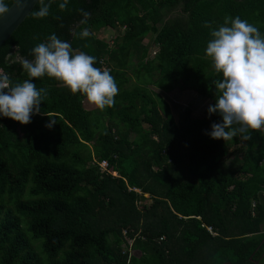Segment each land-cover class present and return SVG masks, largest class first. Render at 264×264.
Returning <instances> with one entry per match:
<instances>
[{
    "label": "trees",
    "instance_id": "16d2710c",
    "mask_svg": "<svg viewBox=\"0 0 264 264\" xmlns=\"http://www.w3.org/2000/svg\"><path fill=\"white\" fill-rule=\"evenodd\" d=\"M61 2L41 19L35 5L0 49V68L13 83L29 79L20 59L55 34L105 65L119 94L112 108L86 110L83 96L44 77L33 81L48 95L30 123L0 116V264H258L264 132L208 135L222 122L207 111L222 75L205 49L225 17L264 34V0ZM104 27L121 28L109 46L97 37ZM149 35L152 57L141 45ZM173 88L208 98L204 116L187 109L174 124L160 92Z\"/></svg>",
    "mask_w": 264,
    "mask_h": 264
},
{
    "label": "clouds",
    "instance_id": "9594fccd",
    "mask_svg": "<svg viewBox=\"0 0 264 264\" xmlns=\"http://www.w3.org/2000/svg\"><path fill=\"white\" fill-rule=\"evenodd\" d=\"M55 0H35L39 5L31 15L46 18ZM20 3V0H17ZM68 0L59 3L64 11ZM9 11L4 0H0V15ZM86 24L90 13L81 10ZM204 27L211 28L206 22ZM90 35L88 28L80 38ZM205 56L222 79L214 82L216 97L214 106L208 107V114L218 113L221 123H213L212 139L233 141L240 136L250 140V132H264V34L253 24L239 16L225 17L218 28L210 31ZM32 59L21 58L19 63L29 79L13 83L10 75L0 68V116L26 125L33 114H39L41 102L47 98L46 88H37L34 80L44 77L58 81L73 95L83 96L94 108L104 111L115 106L119 88L115 78L107 69L95 67L96 58L84 52H74L70 42L50 35L46 42L31 49ZM56 123L49 117L46 127Z\"/></svg>",
    "mask_w": 264,
    "mask_h": 264
},
{
    "label": "rangeland",
    "instance_id": "374dc122",
    "mask_svg": "<svg viewBox=\"0 0 264 264\" xmlns=\"http://www.w3.org/2000/svg\"><path fill=\"white\" fill-rule=\"evenodd\" d=\"M115 28L104 27L97 31V37L105 40L107 45L109 46L112 42V38L118 33ZM109 31V32H108ZM152 36H147L143 41H141V45L151 46ZM157 50L156 46H151L149 56H154L155 51ZM105 68V65L102 66ZM164 98L168 101L169 111L172 117L174 124L177 125V122H180L184 116L187 109L190 110V115L192 117H202L204 116V109L207 107L209 99L199 95V93L191 88H173L170 91H160ZM235 146H231L229 150L234 149ZM147 198V196H145ZM144 204H149L150 201L146 200L143 202ZM139 205V203L137 204ZM132 251V249L129 248Z\"/></svg>",
    "mask_w": 264,
    "mask_h": 264
},
{
    "label": "water",
    "instance_id": "95a60500",
    "mask_svg": "<svg viewBox=\"0 0 264 264\" xmlns=\"http://www.w3.org/2000/svg\"><path fill=\"white\" fill-rule=\"evenodd\" d=\"M36 4L35 0H20L19 4L17 0H13L8 5L9 11L0 15V49L6 45Z\"/></svg>",
    "mask_w": 264,
    "mask_h": 264
},
{
    "label": "crops",
    "instance_id": "0c3cea01",
    "mask_svg": "<svg viewBox=\"0 0 264 264\" xmlns=\"http://www.w3.org/2000/svg\"><path fill=\"white\" fill-rule=\"evenodd\" d=\"M74 52H79V51L75 50ZM127 73H128V75H130L129 71ZM82 104H83V107L86 110H94V109H96L93 106L89 105L84 97H83V100H82ZM107 172H109V170ZM262 226H263V230H261L260 233L264 235V223L262 224ZM261 242H262V245H261L262 251H261L260 256L258 258V264H264V236L262 237Z\"/></svg>",
    "mask_w": 264,
    "mask_h": 264
},
{
    "label": "built area",
    "instance_id": "2783aa9c",
    "mask_svg": "<svg viewBox=\"0 0 264 264\" xmlns=\"http://www.w3.org/2000/svg\"><path fill=\"white\" fill-rule=\"evenodd\" d=\"M99 167H100L101 170L108 171L107 170V163L104 160H102V161L99 162ZM128 244H130V242Z\"/></svg>",
    "mask_w": 264,
    "mask_h": 264
}]
</instances>
